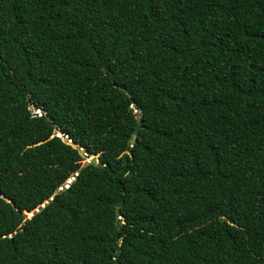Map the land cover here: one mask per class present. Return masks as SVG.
<instances>
[{
	"label": "trees",
	"instance_id": "obj_1",
	"mask_svg": "<svg viewBox=\"0 0 264 264\" xmlns=\"http://www.w3.org/2000/svg\"><path fill=\"white\" fill-rule=\"evenodd\" d=\"M0 191V264H264V0H0Z\"/></svg>",
	"mask_w": 264,
	"mask_h": 264
},
{
	"label": "snow or ice",
	"instance_id": "obj_2",
	"mask_svg": "<svg viewBox=\"0 0 264 264\" xmlns=\"http://www.w3.org/2000/svg\"><path fill=\"white\" fill-rule=\"evenodd\" d=\"M29 95L31 94L29 93ZM129 96H130V107L132 108L134 113L139 114V109L136 106V100L131 97V94H129ZM36 111L39 112V107L36 108ZM50 133L51 135L46 136V139L55 140L56 138H60V139H63L65 143L70 142L67 136H65L64 129L62 128L54 127L50 129ZM31 146L32 145L29 144V147ZM89 159L91 160L92 158L90 157ZM87 163H88L87 161L82 162V167H87ZM80 175H81V172L79 170H74L67 180H65L64 177L61 176L58 181L59 187H57L56 192L62 194L65 191H70L74 187L75 183L79 180ZM53 199H54V196H47L44 199V201L38 205H22L21 207H16V202L12 200L11 197L6 195L3 191H0V200H4V201L12 203L13 207L15 208L16 213L23 217L21 224L17 226L18 230L22 228L24 225L28 224L31 218L34 217L37 212L43 210L49 203L52 202ZM21 208L23 210H21ZM117 219H119L121 223H124L127 220V217L124 216L123 212L118 211ZM8 235H11V234L9 233ZM112 259L115 261V264H120V259H119L118 254L112 257Z\"/></svg>",
	"mask_w": 264,
	"mask_h": 264
},
{
	"label": "water",
	"instance_id": "obj_3",
	"mask_svg": "<svg viewBox=\"0 0 264 264\" xmlns=\"http://www.w3.org/2000/svg\"><path fill=\"white\" fill-rule=\"evenodd\" d=\"M34 110H36V108H34ZM140 116V113L139 114H137V117H139ZM65 136H67L66 134H65ZM67 138H68V140L70 141L69 143H67V144H69L70 146H75V144L70 140V138L67 136ZM62 141L64 142V140L62 139ZM65 143V142H64ZM80 152H81V154H86L85 153V151L81 148L80 149ZM92 158L91 160L89 159V158ZM96 155H93V156H89L88 157V160H87V164H89V162H92V163H96L97 162V159H96ZM13 206V205H12ZM25 226V225H24ZM24 226L22 227V228H20L19 230L17 229L15 232H13L10 236H12L13 234H15V233H18V232H22L23 230H24Z\"/></svg>",
	"mask_w": 264,
	"mask_h": 264
},
{
	"label": "built area",
	"instance_id": "obj_4",
	"mask_svg": "<svg viewBox=\"0 0 264 264\" xmlns=\"http://www.w3.org/2000/svg\"><path fill=\"white\" fill-rule=\"evenodd\" d=\"M35 112H36V113H34L35 115L40 116V112H37L36 110H35Z\"/></svg>",
	"mask_w": 264,
	"mask_h": 264
},
{
	"label": "rangeland",
	"instance_id": "obj_5",
	"mask_svg": "<svg viewBox=\"0 0 264 264\" xmlns=\"http://www.w3.org/2000/svg\"><path fill=\"white\" fill-rule=\"evenodd\" d=\"M31 109H32V112H33V113H36L35 110H34L33 108H31ZM86 161H87V160H86Z\"/></svg>",
	"mask_w": 264,
	"mask_h": 264
}]
</instances>
